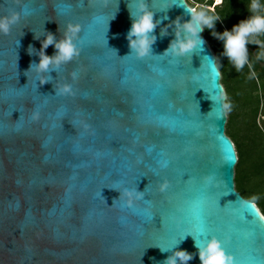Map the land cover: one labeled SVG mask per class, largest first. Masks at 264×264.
<instances>
[{"label": "water", "instance_id": "water-1", "mask_svg": "<svg viewBox=\"0 0 264 264\" xmlns=\"http://www.w3.org/2000/svg\"><path fill=\"white\" fill-rule=\"evenodd\" d=\"M148 3L161 23L152 55L138 58L127 36L136 0H0V15L30 12L0 34V264H163L176 247L200 264L196 243L212 237L237 264H264V215L236 189L228 110L224 97L213 103L226 91L217 55L204 30L192 53L162 55L191 6ZM69 20L82 26L79 55L29 71L45 34L61 39ZM63 83L76 95H57ZM126 189L143 196L110 207Z\"/></svg>", "mask_w": 264, "mask_h": 264}, {"label": "clouds", "instance_id": "clouds-1", "mask_svg": "<svg viewBox=\"0 0 264 264\" xmlns=\"http://www.w3.org/2000/svg\"><path fill=\"white\" fill-rule=\"evenodd\" d=\"M225 0H215L213 8L210 10H197L196 7L187 8L190 19L181 22V18L177 17L173 21L175 25V38L170 41L167 49H165L162 55L174 54L176 56H185L192 53L198 46L202 47L204 41L200 33L205 29H213V35L223 41V55L227 57L228 61L234 66L237 72L241 71L245 65L251 73V77H256V72L253 68V63L249 60V53L247 44L254 43L260 46L261 51L257 54L256 59H264V40L260 37H264V3L261 0H248L247 9L251 15L244 20H241L238 24L234 25L232 30H225L222 33L214 31L215 22L220 19L216 15H209L208 11H215V6L221 5ZM109 0H104V6H107ZM136 6L139 11L138 15L132 16L131 9L130 15L133 18L131 28L127 33L129 40V47L131 53H135L138 58H144L152 55V45L155 43L156 36L154 30L160 20L154 19V11L149 6L148 0H136ZM171 4L164 5L167 10ZM23 15L25 21H27L30 12L27 5H24L20 11L15 9L6 12L4 15H0V34L8 35L12 27L21 21ZM81 24L79 22H73L69 20L63 30L61 39L56 40L55 36L51 32L45 34V38L41 42L42 47L39 51V62L32 63L29 71L36 70L41 73L49 72V66L61 63H67L73 59V57L79 55V49L74 44V37L81 32ZM167 34V27L162 29L161 35ZM54 45L56 52L54 55L49 56L44 51ZM32 47L29 46V52L31 53ZM129 54V55H130ZM73 78H77L75 72L72 73ZM48 82L47 77H43L40 83ZM57 95H70L75 96L76 93L72 90V87L68 83L58 84L56 87ZM227 93L221 92L213 99V103H216L221 97H224L222 107L225 111L230 109V102L226 99ZM210 98H213L210 95ZM41 118V112L39 108L33 107L30 113V121L38 122ZM71 123V122H70ZM85 130L90 128V125L81 120ZM74 126V125H73ZM62 127V125H61ZM167 166L166 162L163 164ZM169 187V181L163 180L160 184V191L165 192ZM143 193L138 192L135 189H126L121 193L119 199H114L110 207H114L117 201H122L121 207L133 208L134 202L140 199ZM243 207L247 204L238 198ZM105 201V200H104ZM105 204L106 201H105ZM200 206V202L194 205V209ZM201 236H204V230H200ZM181 237V240L186 238ZM195 240V237H193ZM179 242L177 243V245ZM176 245V246H177ZM196 247L200 258V264H237V260L233 253L226 250L223 243L216 237L207 239L205 243L197 242ZM161 252L172 251L166 248H160ZM192 254L186 250L178 249L177 247L173 251L172 255L166 257L163 264H187V261L192 259Z\"/></svg>", "mask_w": 264, "mask_h": 264}, {"label": "trees", "instance_id": "trees-1", "mask_svg": "<svg viewBox=\"0 0 264 264\" xmlns=\"http://www.w3.org/2000/svg\"><path fill=\"white\" fill-rule=\"evenodd\" d=\"M197 10H210L215 0H187ZM264 3V0H261ZM199 4L198 6H196ZM248 0H225L215 6L220 19L215 22L214 31H231L241 20L251 13L247 9ZM203 35L209 40L217 55V64L222 73V83L230 102L226 133L234 142L238 164L236 166V189L255 202L264 215V59L257 60L261 51L254 43L247 44L249 60L253 63L256 77H251L248 66L237 72L223 53V41L213 35V29L205 28ZM264 40V37H260Z\"/></svg>", "mask_w": 264, "mask_h": 264}, {"label": "rangeland", "instance_id": "rangeland-1", "mask_svg": "<svg viewBox=\"0 0 264 264\" xmlns=\"http://www.w3.org/2000/svg\"><path fill=\"white\" fill-rule=\"evenodd\" d=\"M199 4H197L196 6H198ZM262 129L264 130V126L262 127Z\"/></svg>", "mask_w": 264, "mask_h": 264}]
</instances>
